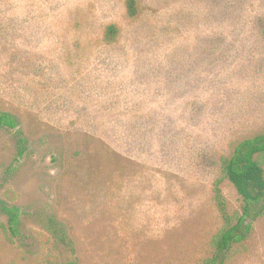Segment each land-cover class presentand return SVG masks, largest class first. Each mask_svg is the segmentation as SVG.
<instances>
[{
	"label": "rangeland",
	"instance_id": "rangeland-1",
	"mask_svg": "<svg viewBox=\"0 0 264 264\" xmlns=\"http://www.w3.org/2000/svg\"><path fill=\"white\" fill-rule=\"evenodd\" d=\"M137 3L0 0V200L22 220L0 264L212 256L218 157L264 132V0ZM256 228L236 264H264Z\"/></svg>",
	"mask_w": 264,
	"mask_h": 264
},
{
	"label": "trees",
	"instance_id": "trees-1",
	"mask_svg": "<svg viewBox=\"0 0 264 264\" xmlns=\"http://www.w3.org/2000/svg\"><path fill=\"white\" fill-rule=\"evenodd\" d=\"M127 16L135 19L139 14L137 0H125ZM119 28L111 25L104 33V43L113 45L119 37ZM12 119L0 113V123L14 128ZM230 184L241 203L232 211L224 194V185ZM211 200L219 227L212 236L209 248L212 256L202 264H236L246 257L255 240L256 226L264 222V132L232 142L229 151L218 157L216 176L212 183ZM0 233L14 243L22 236L21 210L0 200Z\"/></svg>",
	"mask_w": 264,
	"mask_h": 264
}]
</instances>
